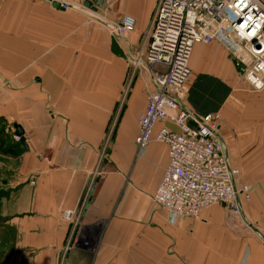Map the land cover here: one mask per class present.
I'll return each mask as SVG.
<instances>
[{
	"label": "crops",
	"instance_id": "crops-1",
	"mask_svg": "<svg viewBox=\"0 0 264 264\" xmlns=\"http://www.w3.org/2000/svg\"><path fill=\"white\" fill-rule=\"evenodd\" d=\"M53 1L0 0V67L29 137L0 212V264H264V90L247 85L224 46L194 45L185 104L221 113V135L251 200L242 215L214 204L198 219L172 220L152 200L168 146H136L151 73L144 67L128 82L130 52L144 47L158 0ZM125 14L136 26L119 38L108 24Z\"/></svg>",
	"mask_w": 264,
	"mask_h": 264
},
{
	"label": "built area",
	"instance_id": "built-area-1",
	"mask_svg": "<svg viewBox=\"0 0 264 264\" xmlns=\"http://www.w3.org/2000/svg\"><path fill=\"white\" fill-rule=\"evenodd\" d=\"M108 26L125 37L136 19L125 14ZM210 43L224 46L245 82L264 90V0H158L144 47L129 55L128 78L140 67L151 73L153 88L136 143L140 152L151 141L168 146L169 162L152 200L171 219L200 218L217 203L242 215L251 198L250 184L238 186L239 169L221 135L220 114L200 115L185 104L193 47ZM66 216L72 219L74 212Z\"/></svg>",
	"mask_w": 264,
	"mask_h": 264
},
{
	"label": "rangeland",
	"instance_id": "rangeland-1",
	"mask_svg": "<svg viewBox=\"0 0 264 264\" xmlns=\"http://www.w3.org/2000/svg\"><path fill=\"white\" fill-rule=\"evenodd\" d=\"M8 37L13 38L14 36H8ZM119 38H123V37H119ZM7 53L11 54L10 52H7ZM142 68H144V67H140V68L136 69L134 77L138 74V72ZM4 70H5V68L0 67V143L3 141V142H5V145L7 147L14 148L16 150V152H19V151L23 152L24 145L27 146V149L29 148V143H28L29 137H28V135H26L25 131H24L23 135H19L18 129L15 126V125H20L23 128L20 121L15 119L14 83H13V80L12 81L10 80V78H9L10 76H8L9 74L5 73ZM9 80L11 82H9ZM130 81H131V78H128V82H130ZM247 85H250V84L247 83ZM250 86L252 89H254V87L252 85H250ZM124 105H125L124 99H122V101L120 102L115 114L112 116V119L110 121V124L108 127V135L106 138V142L104 143V146L102 148V153H103V158H104L103 162L104 163L107 160H109L108 156L110 155V153H112V143L110 142V140H112L114 138L115 130H116L117 125L119 123L120 116L122 114ZM220 118H221L220 123L222 125L221 113H220ZM129 127L131 128L130 125H129ZM220 128H221V126H220ZM23 130H24V128H23ZM23 136L25 138V143L21 142V139ZM136 146H137V143H136ZM137 150H138V152H140L138 147H137ZM20 162H21V160H20V157L18 156V153L16 156H10L8 154L3 153L0 149V212H2L3 209L5 210L6 204H8L6 202V200L11 195V189L15 184L16 173H18V168L20 167ZM237 183H238V186H244V184H250V183L240 184L238 177H237ZM85 193H86V190H85ZM85 193L82 197V200H84ZM5 197H7V198H5ZM250 200H251V198H250ZM250 200H245V202L250 201ZM217 204H220V203H217ZM178 217H180V216H178ZM1 218H2V216L0 215V219ZM172 220H173V218H172Z\"/></svg>",
	"mask_w": 264,
	"mask_h": 264
},
{
	"label": "water",
	"instance_id": "water-1",
	"mask_svg": "<svg viewBox=\"0 0 264 264\" xmlns=\"http://www.w3.org/2000/svg\"><path fill=\"white\" fill-rule=\"evenodd\" d=\"M100 2H102V0H99ZM85 4L88 6V7H91L92 6V4H93V2L91 1V0H87L86 2H85ZM53 5L55 6V7H61V3L59 2V1H56V0H54L53 1ZM63 7V6H62ZM16 127H17V129H18V134L19 135H23V133H24V130H23V128L20 126V125H15ZM21 142L22 143H25V138H24V136L22 137V139H21ZM25 146V145H24ZM25 148H27V146H25ZM83 197V196H82ZM83 200H82V198H81V202H82Z\"/></svg>",
	"mask_w": 264,
	"mask_h": 264
},
{
	"label": "trees",
	"instance_id": "trees-1",
	"mask_svg": "<svg viewBox=\"0 0 264 264\" xmlns=\"http://www.w3.org/2000/svg\"><path fill=\"white\" fill-rule=\"evenodd\" d=\"M0 149L3 153L8 154L10 156H16L17 155L16 150L14 148L7 147L5 145V142H3V141L0 143Z\"/></svg>",
	"mask_w": 264,
	"mask_h": 264
}]
</instances>
